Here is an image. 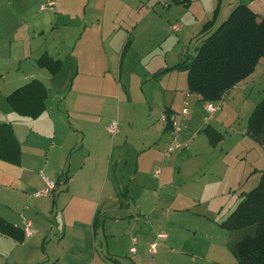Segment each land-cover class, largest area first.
<instances>
[{"label": "rangeland", "instance_id": "obj_1", "mask_svg": "<svg viewBox=\"0 0 264 264\" xmlns=\"http://www.w3.org/2000/svg\"><path fill=\"white\" fill-rule=\"evenodd\" d=\"M48 1H54V7L41 9V5ZM248 1L243 0L244 3ZM2 2H4L2 4L4 8L10 9L7 7L9 6L8 0H2ZM165 2L173 3L172 0H32V3L29 2L31 4L27 17H31L34 26H41L44 31L41 37H38V33L33 34L34 37H32L28 25L24 28L30 36V47L40 43L44 46L55 44L58 46L59 59L62 58L64 61L61 73L54 78H51L52 75L48 69L38 66L39 57L27 58L22 65L24 76L32 74V78H38L49 86L53 97L49 100V106L51 104L54 106L55 102L60 104L64 123L89 129L84 132L87 134L88 141L91 142L89 143L91 153H99L101 145L105 142H113V138H117L119 144L122 145L118 151L122 162L117 163L115 172V168L110 172L111 180L112 176H116L114 194L126 200L123 192L127 187L131 197L141 199L142 204L145 202L144 206L139 205L140 202L131 203L127 214L135 210L147 215H139L134 219L127 217V220L117 225V234L120 238L117 252L128 250L132 236H136L138 242L134 246L137 249V255H134V260L137 261L138 258L137 264H172L170 255L161 254L164 239L157 236L161 231L168 234L170 231L159 229L158 225L161 221L157 211L159 209L151 205V200H147L151 194L147 192L144 199L142 198V192L145 191L142 188L144 184L150 183L149 186L152 189L155 188L161 180L162 169L158 166L143 167L144 169L135 179L130 177L135 169L133 159L135 148L144 144L147 138L143 131L138 132L139 129L132 125L136 124L135 119L139 116L140 120L144 121V116L148 115V106L141 98L139 88L142 84L145 87L144 80L148 70H151L149 69L151 65L162 68L166 64H173L179 59L183 47L185 28L183 26L182 31L174 32L167 26L165 14L162 12ZM54 17L55 20L52 19ZM36 21L39 23L36 24ZM221 21L219 20V23ZM169 22L171 25L174 21ZM52 26H55L57 30L52 31ZM67 56L70 58L67 59ZM50 57L54 59L53 56ZM166 73L167 71H164L160 74ZM180 73L185 74L186 84V71L181 70ZM10 75L13 73L11 72ZM73 80L74 84H72ZM263 86L264 83L263 85L256 83L253 89L245 90L246 98L237 97L236 101L234 100L229 109L225 111L227 113L221 114L220 119L214 122H205L209 114L203 108V101L197 102L193 99L188 101L189 109L192 106V119L190 123L188 122V127L181 137L189 140V144L186 149L180 151V157H190L187 159L189 170L183 169L184 175L189 179L186 178L185 181L181 179V184L177 182L175 186L172 185L171 189H168V199L174 198L178 208H188L189 211L177 212V215L170 216V224L178 223L181 227L196 228L197 238L195 239L203 243L206 242V238H209L213 246L210 247L212 253L222 264H237V258L231 251L230 245L243 231H231L225 224L229 222L245 194L257 186L264 170V142L248 131V121L252 110L256 102L263 98ZM71 88L73 95L63 102L70 95ZM9 106L11 107L10 104ZM11 109L13 110L12 107ZM13 112L11 114L13 118L19 115L14 110ZM0 116L4 120H13V118L8 119V116L4 117L2 112ZM140 120L138 122L142 124ZM113 122L118 123V130L111 134L108 126ZM91 127L94 129L91 130ZM193 133L195 136L191 139L190 136ZM59 135L68 143H76L78 137L81 136L77 131L68 132V135L65 132H59ZM156 150L155 147L152 151ZM85 154V152L76 154L68 174H71V171H77L79 162L76 158L80 157L82 163ZM160 154L164 159L170 157L165 155L163 150ZM60 160L52 159L51 163L55 164V170L59 169ZM124 161L127 162L126 165ZM96 165L90 162L84 172L76 173L75 184L79 183L83 176L93 177L98 163ZM66 168H68V163ZM157 169L159 172H155ZM40 170L41 173L35 174L36 178L41 179L43 175L50 179L54 178L55 171L52 172L50 167L47 169L40 167ZM194 171L197 173L193 175ZM128 172H130L129 175ZM191 177L198 183L196 190L190 187ZM30 189L32 188L28 189L27 186V201L35 198ZM194 191L196 197L192 200L189 196L195 194ZM47 195L52 197L51 193ZM165 199L166 197L163 201ZM10 211L16 214L17 210L12 206ZM153 217L154 221L151 223ZM28 218V216L24 217V219ZM44 219L48 218L44 217ZM49 220L55 221L54 218ZM137 224L149 232L142 244L135 232L129 236H121V234H126L129 226ZM183 231L187 232L184 228ZM152 242L157 245L155 254L150 250ZM27 244L32 247L37 246L33 237L29 238ZM95 245L99 250L106 249L102 239L101 243L98 241ZM56 250L60 251L58 245H56ZM98 253L95 251V254ZM121 258L129 261L128 255L126 257L122 255ZM80 260L82 264H92V251L88 257ZM97 261L99 260L96 257L94 263L101 264ZM63 263L76 264L70 257H64ZM196 264H206V260Z\"/></svg>", "mask_w": 264, "mask_h": 264}, {"label": "crops", "instance_id": "obj_2", "mask_svg": "<svg viewBox=\"0 0 264 264\" xmlns=\"http://www.w3.org/2000/svg\"><path fill=\"white\" fill-rule=\"evenodd\" d=\"M30 1L32 3V0H8L7 4L9 6L7 7L10 8L8 9L3 7L4 2L0 0V112L4 117L8 116V119L14 117L11 115L14 113L13 110L5 100V96L10 93L9 91L15 90L32 79L40 80L32 78V74L24 76L22 65L25 60L31 57L34 59L40 58L43 54H46L53 56L54 59L61 60V68L64 62L62 58L59 59L58 46L55 44L44 46L43 43H40L34 47L29 46L30 36L26 33L25 26L28 25L32 37L36 33H38V37H41L44 31L41 26H34L31 17H27ZM172 1V4L163 3L162 12L165 14V20L169 28L173 23H179L181 24L180 31H182L184 26L183 47L179 59L174 61L173 64H166L162 68L151 65L149 68L151 70H148L149 72L144 80L145 87L142 84L139 88L140 96L148 106V115L144 116V121H141L139 116L138 119H135L136 124L132 125L139 129H137L138 132L142 133L143 131L147 138L144 144L135 148L133 154L135 169L130 177L135 179L144 169L143 167L158 166L162 169L161 180L155 188L152 189L149 186L150 183L144 184L146 188L142 187L145 190L142 192V198L144 199L147 192L150 193L151 196H148L147 200H151V205L159 209L157 210L161 218L158 225L159 229L170 231V234L165 231L157 234L158 238L164 239L162 255H170L172 264H196L202 260H206V264H222L217 256L212 253L210 247L213 246L209 238L205 239L206 242L201 243L195 239L197 238L196 228L191 229L182 226L187 231L184 232L181 224H170V216L189 211L188 208H178L174 198L168 199V189H171L172 185L175 186L177 182L181 184V179L185 181L188 178L184 175L183 169L189 170L187 159L190 157H180V151L173 153L166 159L161 156L160 151L171 140L169 130H166V120L162 116L165 111H168L170 115L180 113L185 101L188 102L192 99L197 102L199 100L205 101L199 95L188 92L187 79L185 84V74L180 73L181 70L170 69L167 70L166 74L161 75L160 73L164 69L173 67L182 58L193 56L196 53L198 44L205 37L203 26L207 22L213 21L211 30L214 29L216 25L223 21L221 19L225 20L230 11L237 4L242 3L243 0ZM247 4L259 16L264 15V0H249ZM52 19L55 20V17ZM171 20L174 22L170 25L169 21ZM38 23L36 21V24ZM51 23L50 20L49 24L51 25ZM39 27L40 29H37ZM51 30L55 31L57 29L52 26ZM33 48L34 51H32ZM69 56H67V59L70 58ZM61 68L56 73H51L48 70L52 75L51 78L58 76L61 73ZM11 72L13 75H10ZM40 81L47 89L45 110L40 116L31 118L18 115L13 120H4L0 116V123L7 122L11 124L14 135L21 147L18 164L0 160V218L12 227L19 229V234L17 232L16 236H12L8 232L4 233L0 229V264H65L63 263L64 257H70L76 264H82L80 259L88 257L90 251H92V264H100L94 263L96 257L99 260L97 262H101V264H137L138 258L137 261L134 260L137 249L134 246L135 251L131 252L130 249L134 245H132L131 240L128 250L117 252L120 246L117 225L121 221L127 220V217H133L130 219H134L138 218L136 216L139 215H147L135 210H131V213L127 214L131 203L137 204V202H140L139 205H145V202L141 203V199L131 197L127 187L124 188L123 192L126 200H122L114 194L116 176L114 174L112 176L113 183L110 172L114 168L115 172L117 163L122 162L118 152L122 145L119 144L117 138H113V142H105L101 145L99 148L100 154L97 152L91 153L92 150L89 145L91 142L88 141L87 134L84 132V130L89 131V129L78 128L71 123H64L60 104L55 102L54 106L53 104L49 106V100L53 98L50 88L45 82ZM256 83H261V85L264 83V58L260 60L250 75L225 94L218 105V109L211 114L208 113L209 116L206 117L205 122L218 121L222 116L221 114L227 113L225 111L229 109L232 102L236 101L239 96L246 98L245 90L253 89ZM72 84H74V80ZM3 90L5 91L3 92ZM70 91V93L68 92L70 95L63 102H66L73 95L72 88ZM56 95L58 96V94ZM188 106H190L189 102ZM191 109L192 106L189 109L187 123H190V119H192ZM139 120L142 124H139ZM90 129L93 130L94 128L91 127ZM75 131L81 134L76 143H68L60 138L59 132H65L68 135V132L75 133ZM180 139L183 138L180 136ZM155 147L157 150L152 151ZM194 149L195 145L192 150L194 151ZM79 152L86 153L82 158L83 162L81 163V158L77 157L76 161L79 162L77 171H71V174H68L73 166L74 157ZM52 159L54 161L61 159L58 170H55V164L51 163ZM90 162L94 166H97L96 163H98L94 176L87 178L82 175V181L80 180L79 183L75 184L76 173L84 172ZM124 162L126 165L127 162ZM67 163L68 168H66ZM40 167L43 169L50 167L52 172L55 171L54 178L50 179L46 175H43L41 179L36 178L35 174L41 173ZM59 171L60 174H58ZM118 172L121 173L119 170ZM196 173L194 171L193 175ZM129 174L130 172H128ZM45 177L55 183V187L50 192L52 197L47 194L36 195L46 186ZM192 177L190 178L192 182L190 181L189 184L192 190H196L195 187L198 183ZM128 185L130 186V184ZM27 186L28 189L32 188L30 190H32L35 197L32 201H27ZM164 197L166 199L163 201ZM189 197L192 200L195 199L196 193L191 194ZM129 201L131 202L129 203ZM12 206L16 208V214L11 213ZM26 216L29 217L28 219L31 220L36 230L30 236H26L22 230L24 217ZM44 217L48 219H44ZM67 217L69 218L67 219ZM50 218H54L55 221L49 220ZM153 221L154 217L151 223ZM139 229L142 230L139 231ZM133 232L138 235L141 244L149 233L137 224L129 226L126 234H121V236H129ZM30 237L35 239L37 246L32 247L27 244ZM100 238L105 242L106 249L99 250L95 245L98 241L101 243ZM96 241L97 243H95ZM56 245L60 248L59 252L56 250ZM95 251L99 253L95 254ZM153 253H156V247ZM122 255L125 257L128 255L129 261L121 258ZM206 256H208L207 259Z\"/></svg>", "mask_w": 264, "mask_h": 264}, {"label": "trees", "instance_id": "obj_3", "mask_svg": "<svg viewBox=\"0 0 264 264\" xmlns=\"http://www.w3.org/2000/svg\"><path fill=\"white\" fill-rule=\"evenodd\" d=\"M213 21L203 26L205 37L193 56L182 58L173 67L186 71L189 93L199 95L204 101L220 103L225 94L250 75L264 58V15L259 16L247 3L237 4L225 20L211 30ZM210 32V33H209ZM39 66L51 73L61 68V61L43 54ZM47 89L40 80L32 79L6 96L8 103L19 115L37 118L45 110ZM166 130H170V113ZM248 131L264 142V89L263 98L255 105L248 121ZM20 143L10 123H0V160L18 164ZM225 226L243 233L234 240L230 249L237 264H264V170L254 189L247 193ZM0 229L12 236L19 229L0 218ZM21 236V234H20Z\"/></svg>", "mask_w": 264, "mask_h": 264}, {"label": "built area", "instance_id": "obj_4", "mask_svg": "<svg viewBox=\"0 0 264 264\" xmlns=\"http://www.w3.org/2000/svg\"><path fill=\"white\" fill-rule=\"evenodd\" d=\"M46 7L53 8L54 7V2L53 1H48L46 4L41 5V9H45ZM171 29L174 32H178L181 30V24L179 23H173L171 25ZM219 102H211V101H205L204 102V109L207 113L211 114L213 113L216 109H218ZM189 113V106L188 102L185 101L183 103L182 109L180 113L173 114L169 116V121L171 122V128L169 130L171 140L169 143L163 148V152L167 156H171L173 153L177 151L184 150L188 147L189 140H184L180 139L181 134L185 131V129L188 127L187 126V116ZM164 120L167 121V116L164 114L162 116ZM118 130V123L113 122L110 123L108 126V131L111 134L116 133ZM195 136V133L191 134L190 138L192 139ZM155 172H159V170H156ZM46 186L39 192L36 193V195H41V194H49L52 189L55 187V183L52 182L50 179L46 178ZM22 230L26 236H30L36 232L35 228L32 225L31 220L25 219L22 225ZM137 242L136 236L132 237V243L135 245ZM134 245L131 247V252L135 251ZM155 247L156 243H152L150 250L151 252H155Z\"/></svg>", "mask_w": 264, "mask_h": 264}]
</instances>
